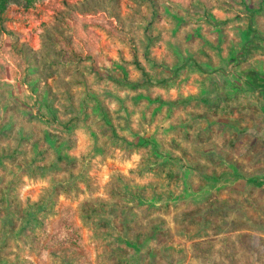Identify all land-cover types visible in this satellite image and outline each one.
Masks as SVG:
<instances>
[{
  "label": "trees",
  "instance_id": "trees-1",
  "mask_svg": "<svg viewBox=\"0 0 264 264\" xmlns=\"http://www.w3.org/2000/svg\"><path fill=\"white\" fill-rule=\"evenodd\" d=\"M88 1L81 3L85 5ZM140 1L144 6H130L132 13L128 15V19L124 17L121 21L122 17L116 13L119 21L115 19V24L118 29L126 24L131 28L137 25L143 30L142 41L145 40L142 43V55L138 47L129 48L133 55L131 60L121 55V59L116 62L121 68L120 75H115L110 70L107 76H100L95 64L85 61L90 59L89 56L73 49L71 21L75 16L70 11L76 6L58 9L50 22L42 24V47L39 50L32 48L28 42L21 41L19 32L4 25L0 28L1 32L16 39L15 51L25 63L21 72L22 79L28 84L37 101V109L28 105L27 114H17L23 109L19 104V96L13 95V88L6 82L0 83V106L3 110L0 118V264H35L29 256L23 257L22 251L28 247L33 252H38L42 236L51 228L50 216L60 213L55 207L58 197L81 192V183L91 190L93 160L98 156L100 160L114 157L117 148L128 158L134 151L139 152L137 165L130 168L129 173L114 170L110 181L105 185L106 197L96 196L83 200L78 208L79 216L90 227L96 239L109 245L111 252L108 259L113 264H132L131 259L135 253H142L143 260L149 258L148 261L151 262L153 256L167 247L166 243L171 235L170 226L161 212L163 209L177 207V202L166 200H174L184 188L182 180H179L181 166L192 168L195 173L193 177L197 175L200 178L197 182L200 189H194L193 178L188 184L193 193H202L205 189L204 183L210 178H218L221 173L214 162L211 173H204V167L200 168L203 163L200 157L181 143L173 141L165 145L157 137L145 135L146 127L142 124L134 130L131 117L133 114H129L128 104L147 98L150 102H158L155 110L162 111L166 103H171L172 107L183 103L182 107L185 109L177 114L174 122L171 121V126L182 128L186 136L184 138H189L188 129L192 126L190 121L197 116L205 119L214 109L211 105L208 110L195 107L199 101L206 105L211 104L209 93L178 94L175 100L168 101L164 100L162 94L153 95L152 90L148 94L141 90L142 87L150 89V86L155 85L174 86L177 79H180L181 72L185 71L187 77L188 71L194 69L209 77L216 73L225 75L228 77L227 91L230 93L245 89L264 94V57H252V48L264 44V22L257 25L254 18L250 17L246 25H243L229 17L210 18L212 5L205 8L204 17H196L190 12H184L181 7L174 6L170 0ZM258 1L264 5V0ZM14 2L15 0H0L1 24ZM107 3V9L114 12L115 5L110 0ZM235 3L236 1H232L231 4ZM65 4L68 5L67 2ZM263 5L257 8L259 16H264ZM163 7L165 12L161 10ZM174 10L179 14V22L170 25H176L177 31L193 16L200 18L195 22L198 32L185 43L182 40H171L174 36L166 40V29L160 24V19ZM244 11L254 16L252 7L248 10L244 8ZM133 18H137L138 22L132 21ZM213 27L219 32L218 38L210 39L203 35ZM171 28L170 26L167 29ZM184 38L188 39L186 35ZM162 39L167 44V52L160 58L153 54L149 44ZM196 39H201V42ZM227 41L231 48L224 55L223 45ZM122 42L125 43L124 40ZM128 46L130 47V43ZM240 49L242 53L239 55L237 51ZM211 50L220 53L225 65L214 62ZM231 60L234 62L228 68L226 64ZM244 63H248V66L244 67ZM130 67L138 71L137 77L129 76ZM94 71L98 80H106V84L113 83L115 90H109L108 85L105 87L107 97L119 103L117 110H123L127 114H111L100 93L91 90L88 77ZM151 73L156 74L153 76ZM78 86L83 87L80 94L76 90ZM121 87L137 93L123 97L118 92ZM175 109L174 107L173 111ZM173 113L171 116L175 115ZM151 115L154 117L156 114ZM93 125L100 131L94 130ZM77 128H84L93 133L94 137L90 149L82 155L72 153L76 148L74 130ZM206 163L209 165L208 161ZM227 167L222 169L224 174L237 175L242 166L231 162ZM46 176L49 178V185L39 199L23 200L19 189L24 184V178ZM147 176L151 177L146 180ZM212 201L211 194L207 193L199 201L192 203L193 205L189 201L179 202L181 207L178 214L183 216L186 226L180 233H191L190 226L193 223L205 224V236L201 240L216 241L222 228L217 226L216 218H213L217 213L210 208ZM205 211H209V217L203 214ZM57 221L54 232L49 233L53 239V244L49 246L50 251L54 252V247L59 244L64 253L61 256L64 262L77 264L73 258L80 239L77 228L70 219L63 218L62 215ZM210 227L214 229L213 234ZM62 233H65L64 236ZM22 236L27 237L23 241L25 246L12 248L9 238ZM195 242L198 239L193 237L192 243ZM66 250H70L69 256Z\"/></svg>",
  "mask_w": 264,
  "mask_h": 264
},
{
  "label": "rangeland",
  "instance_id": "rangeland-1",
  "mask_svg": "<svg viewBox=\"0 0 264 264\" xmlns=\"http://www.w3.org/2000/svg\"><path fill=\"white\" fill-rule=\"evenodd\" d=\"M82 1L86 0H15L4 15V21L3 24L0 23V28H3L4 25L10 30L19 32L21 38L27 39L28 34H31L35 39L36 35L42 31V24L50 22L58 9L65 6L71 8L76 6L70 13L77 18L73 21H77L75 31L82 42V45L79 43L80 47L88 52L84 51V56L90 58L85 61L93 62L100 76H107L110 70L115 75H120L121 68L116 66V62L121 59V55L123 58L131 60L133 55L129 48L132 49V47H138L139 53L142 55L144 49L142 43L145 40L142 41L143 30L137 25L131 28L126 24L125 27L118 29L113 21L115 19L119 21L117 12L122 17L121 21L124 17L128 19V15L132 13L130 6L143 5V2L140 0H110L111 4L115 5V10L112 12L107 9L109 5L107 0H89L85 5H82ZM66 2L68 5L65 4ZM170 2L186 8V12H190L196 17L199 15L204 17L206 15L205 8L210 7L209 0H170ZM196 17L193 16L181 25L175 35L167 33L170 23L163 19L160 24L166 29V40H170L171 36H174L171 40L177 42L182 40L185 43L186 40H190L189 37L188 39L184 38V34L188 28L192 27L191 24L198 22L200 18ZM132 21L138 22L137 18H133ZM174 22L178 23L179 21L174 20ZM246 23L247 20H243L241 24L246 25ZM119 24L121 23L119 22ZM15 41L16 39L1 32L0 29V78H9L10 80L14 78V84L17 83L16 80L25 65L21 57L11 48ZM196 41L201 42V39H196ZM127 42L130 43V47ZM32 43L36 44L34 41ZM149 45L157 57L161 52H167V44L163 39L151 41ZM228 45V41L223 45L224 55H227L231 48ZM252 51L254 59L264 56V47L262 46L253 47ZM211 52L214 62H221L222 65H225L220 53L216 50H211ZM237 53L240 55L242 50H238ZM233 62L231 60L226 66L230 68ZM243 66H248V63H244ZM151 74L154 76L156 73ZM185 74V71L181 72L180 79H177L174 86L155 85L150 86V89L144 86L141 90H145L148 94L153 93V95L160 93L164 100L168 101L175 100L178 94L208 92L211 104L206 105L199 101L196 102L195 107L200 110H208L210 105L214 106L213 114H208L205 119L197 116L190 121L192 126L188 129L189 138H184L185 132L182 128L171 126V121L174 122L177 114H181L185 109L182 107L183 103L173 107L171 103H166L163 105L162 111H159L155 110L159 105L158 102H150L147 98H142L138 102L128 104L129 114H133L131 116L133 129L137 130L142 124L146 127L145 135L155 136L165 145L173 141L183 144L203 161L200 168L204 167V173H211L212 162H214L221 174L218 178H210L209 181H206L202 193H193L188 184L193 178V186L196 190V187L200 186L197 183L200 178L196 177L197 175L193 177L195 173L192 168L181 166V179L179 180H182L184 188L174 200H166L167 202H177V207L169 210L163 209L164 211L161 212L171 231L170 238L166 243L167 247L153 256L151 262L148 261L149 258L143 260L142 253H135L131 259L132 264H264V94L260 91L245 89L230 93L227 91L228 77L221 73L212 74L209 77L191 69L188 71L187 77ZM138 75V71L130 67L129 76L135 78ZM96 77L95 71L89 75L90 88L100 93L103 103L110 109L111 114H127L123 110H117L119 103L107 97L105 87L108 85L109 90H115L113 83L106 84V80H98ZM82 89L83 87L78 86L77 93L80 94ZM26 91L27 88L21 86L19 81L12 89L13 95L19 96V104L23 108L17 114H27L28 105L37 109L33 98L28 96ZM118 92L123 97L137 93L127 87H121ZM232 96L233 98H231ZM174 107L176 109L173 111ZM172 113L175 115L171 116ZM2 114L3 110L0 106V118ZM151 114L156 115L153 117ZM93 129L100 131L95 125H93ZM74 136L77 147L73 153L82 155L88 152L92 138H94L93 133H89L84 128H77L74 130ZM139 157L140 153L134 151L128 158L118 148L115 150L114 157H107L105 160H100L99 156L96 157L91 170L92 189L90 190L81 183L83 189L81 192L59 196L55 207L60 213L50 216L51 228L42 236L41 247L37 248L38 252H33L26 247L22 251V256H29L35 264H66L61 258L64 253L59 244L54 247V252H51L49 248L53 244L49 233L54 232L57 220L62 215L63 218L70 219L75 224L77 233L80 235L79 245L73 253L74 261L77 264H113L112 260L108 259L111 248L102 240L94 237L90 227L81 220L78 208L80 203L87 198L106 197L105 185L110 181L111 173L114 170L129 173V169L137 165ZM207 161L209 165H207ZM231 162L242 166L239 168V174L223 173L222 169L228 168L227 165ZM150 177L147 176L145 179ZM48 185V176L25 177L19 192L23 200H27V198L38 200ZM207 193L211 194L213 200L210 208L217 213L213 218H216L217 226L222 228L214 242L201 240L205 236L203 233L205 224L193 223L190 226L191 233H180V230L186 226L183 216L178 214L181 207L179 202L189 201L193 205L192 203L199 201ZM213 210L211 212H214ZM208 212L205 211L203 214L209 217ZM209 230L213 234L214 229L210 227ZM64 234L62 233L63 236ZM62 235L61 237H63ZM193 237L198 239V242L193 244ZM26 239V236L9 238V242L12 248L17 249L19 245L25 246L23 241ZM54 243L57 245V242ZM65 252L68 255L70 250Z\"/></svg>",
  "mask_w": 264,
  "mask_h": 264
},
{
  "label": "crops",
  "instance_id": "crops-1",
  "mask_svg": "<svg viewBox=\"0 0 264 264\" xmlns=\"http://www.w3.org/2000/svg\"><path fill=\"white\" fill-rule=\"evenodd\" d=\"M232 1H236L237 4L235 3L234 5H232L231 4ZM209 4H210V6L212 5V7H213V9L211 11L212 12L211 16H213L214 18H217V19H225L226 17H229L230 19H236L237 22H242L243 20H247V22H248V19L251 17V18H254V20L256 21L255 23L257 25H259L260 22H264V16H259V12H257V10H258L257 8H259L260 6L263 5V3L260 4V1H258V0L257 1L256 0H218V1L217 0H211V2H209ZM173 5L177 6L175 4H173ZM232 6H234V7H232ZM250 7H252V10L255 12L254 16H250L251 15L250 12L247 13V11H244V8H246V10H248V8H250ZM182 9L184 10V12L186 11L185 10L186 8L183 7ZM161 10H163V12H165L164 7ZM178 18H179V14L175 10H174V12L172 11L171 14H169V18L165 17V19L170 24H176V22H174V20H178ZM74 19H77V18H74ZM163 19L162 18L160 19V23L163 21ZM76 22L77 21H73V20L71 21L73 49L75 51L85 53L87 51L84 48L80 47V44L82 45V42L79 39V37L77 36V33L75 31V28L77 27ZM114 22L116 23V20L113 21V23ZM191 25H192V27L188 28L187 32L184 35H186L187 37L193 38L195 33L198 32V27L196 24H191ZM170 26L172 28L170 30H168L167 33H169L171 35H175L177 33L176 25H174V26L170 25ZM262 26L264 28V24ZM40 34H41V32L36 35L35 39H34L33 35H31V34H28L27 39L21 38V36H20V38H21L20 40L28 42V44L32 48H34L35 50H39L42 47V38H41ZM7 35H10V34L7 33ZM203 35H207L208 38H210V39H215V38L219 37V32L216 28L213 27V29L208 30L206 33H203ZM233 35H235V32L233 33ZM10 36H12V35H10ZM242 36H243V34H242ZM32 41L36 42V44H33ZM15 44H17L16 41L13 42V45L11 46L13 51L15 50ZM263 45H262V47H264ZM259 46H260V44H259ZM165 53L161 52L160 55H158V56L161 58L163 55H165ZM262 57H264V56H262ZM116 66L119 67V65L117 63H116ZM120 72H121V70H120ZM17 80L19 81L21 86H25L27 88V91H26L28 93L27 95L28 96L30 95L33 98L34 104L36 105V108H37V103H36L37 101L35 99V96L33 95V92L29 89L28 84L22 79V73L20 74V76L18 77ZM17 80H16V82L18 83ZM13 81H14V78H12L11 80L9 78H0V83L6 82L12 88L16 87V84H17V83L14 84ZM49 81L52 82L51 78H49ZM61 113L62 112H60V114ZM76 147H77V143H76ZM74 150H72V153Z\"/></svg>",
  "mask_w": 264,
  "mask_h": 264
}]
</instances>
